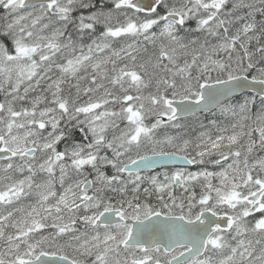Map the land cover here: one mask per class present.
Returning <instances> with one entry per match:
<instances>
[{
    "label": "snow or ice",
    "instance_id": "obj_1",
    "mask_svg": "<svg viewBox=\"0 0 264 264\" xmlns=\"http://www.w3.org/2000/svg\"><path fill=\"white\" fill-rule=\"evenodd\" d=\"M0 264H264V0H0Z\"/></svg>",
    "mask_w": 264,
    "mask_h": 264
}]
</instances>
